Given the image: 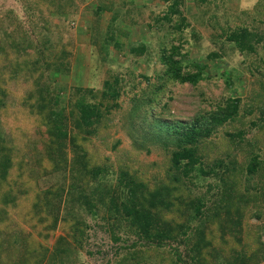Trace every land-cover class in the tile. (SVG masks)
Returning <instances> with one entry per match:
<instances>
[{
	"label": "rangeland",
	"instance_id": "374dc122",
	"mask_svg": "<svg viewBox=\"0 0 264 264\" xmlns=\"http://www.w3.org/2000/svg\"><path fill=\"white\" fill-rule=\"evenodd\" d=\"M0 264H264V0H0Z\"/></svg>",
	"mask_w": 264,
	"mask_h": 264
},
{
	"label": "trees",
	"instance_id": "16d2710c",
	"mask_svg": "<svg viewBox=\"0 0 264 264\" xmlns=\"http://www.w3.org/2000/svg\"><path fill=\"white\" fill-rule=\"evenodd\" d=\"M176 6L178 7L179 5L176 4ZM250 37H251V35H249L247 33H243V34H241V36L234 35L232 38H233L234 42L237 44L238 48H240L241 51L248 52V53H253L255 50H254V47H253L252 43H250L251 42ZM172 55H170L169 57H166L167 60L165 61V64L168 65L169 70L172 72V75L174 76V79H178V80L186 81V82L196 83L194 77H191V76L186 77L183 74L182 68L180 67L181 65L176 63V62H174ZM212 57L215 58L216 55H212ZM239 103H240L239 100H231L227 104V106H225L224 110L222 109L221 112L219 111L216 114V116L212 118V122L214 124H216V125H223V124L231 121L233 118H235L237 116V114L239 112ZM79 112H80V115H81L82 124L87 126V127L92 126V124L94 123V119L96 117L95 116V112L93 110V107L89 106L87 104H84L83 107L79 109ZM199 130H200V127H198L197 125L181 127V129L179 131L180 135H181V139L180 140H182V137H188V138H190L189 140L194 138V141H196L202 135V133ZM207 133L209 134L210 131H207ZM181 143L182 142H180V144ZM59 152H61L60 149H59ZM188 152L189 153H188L187 156H183V153L175 155V158L173 159V165H174L175 168H179V162L183 158H185V159L186 158L190 159L192 157L194 158L193 151L189 150ZM57 161L62 163L63 158L58 157ZM256 166L257 165H254L251 168H249L250 173H254L255 172ZM84 170L85 169H83V168L81 169V171H84ZM7 171H8V169L6 167H3L2 170H1V172H7ZM71 172L72 173H76V170L74 168H72ZM92 173H93V175L97 176L98 173H100V171L99 170H96V171L94 170ZM76 175H77V173H76ZM121 176H122V178L120 179V181H121L120 184H122V187H124V190L126 191V195L128 197L127 198L128 203L133 204V201L137 200V198H138L139 201H136V202H139V203L136 206H138V208H139V206L141 205L140 204L141 203L140 202V198L142 196V195H140L141 192H139V191L142 189V185H138L136 182L133 183L134 182L133 178H128L127 179V177H125V176H127L126 174H123ZM64 193L68 197V196H70L72 194V189L69 188L67 191L64 190ZM93 194L96 196V199H97L98 195H100L98 197V199L101 200V203L104 206L105 205H110L109 211H114V212L119 213V211H124L125 208L127 207V204L125 202H122V203L118 204L119 203L118 201L120 200V198L113 197L111 195V193L108 192V191L107 192H103L101 187L97 188V193H96V190H95V192H93ZM155 196L157 198V202L159 200H162V197H161L160 193H157ZM107 197H110L108 202H106ZM83 200H84L83 204L88 206V207H90V211H93L94 208H95L94 207L95 203L92 202L93 200L89 199L87 195H84ZM148 205H149V208H151V209H153L154 207L157 208V204L153 205L152 202H151V204L149 203ZM143 208H144V206L142 207L140 212L143 210ZM200 209H201L200 206H198L197 210L200 211ZM135 211H137V210L136 209L132 210V209L129 208L128 209L129 216L134 215ZM57 213L60 214V212H57ZM70 215H71L70 213H67L66 217L68 218ZM58 218H60L59 215L55 217V219H57V220H58ZM146 218H147V216H146ZM149 220H150V218H149ZM73 222H74V224L76 223L74 220H73ZM76 224H78V223H76ZM59 244L62 246V247H60L62 249H60L59 247H58L59 249L56 248V256L60 255V254H65V252H63V249L70 250L68 247H66L67 243H65V241H62Z\"/></svg>",
	"mask_w": 264,
	"mask_h": 264
}]
</instances>
